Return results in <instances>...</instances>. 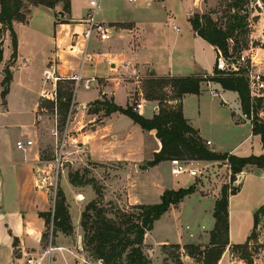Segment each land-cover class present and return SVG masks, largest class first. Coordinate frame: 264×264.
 <instances>
[{"label": "crops", "instance_id": "crops-1", "mask_svg": "<svg viewBox=\"0 0 264 264\" xmlns=\"http://www.w3.org/2000/svg\"><path fill=\"white\" fill-rule=\"evenodd\" d=\"M80 1H84L86 6L78 12L74 0H71L69 23H57L55 11L62 10L60 4L56 8L33 6L26 23L14 21L13 26L18 38L15 57L12 56L10 32L6 31L3 35V60L0 62V264H45L42 249L47 225L40 213L50 211L52 204L50 188L47 182L42 181L46 176L48 162L41 159L37 145L39 140L37 113L39 109H44L40 107L43 90L54 91L55 86L45 82L44 69L56 62L62 74L81 72L84 76L98 77V82L94 83L90 90L80 88L74 93L73 105L76 104L81 111H85V105L99 99L101 93L113 98L118 105L128 104L132 92L129 88L140 81L136 79L132 82L128 81L126 77H123L124 75L117 76V72L123 71L122 73L127 76L135 70L139 73L140 69L149 67V71L156 75H189L198 72L212 73L216 64L218 53L216 47L197 35L189 21L186 31L177 26L171 11L166 12L165 16L173 23L175 36L168 39L166 43L158 23L153 24L152 20H149L148 27L147 18L138 15V17H120L119 11L105 17L101 12V0L97 18L114 26L112 36L105 41L93 37L86 43L77 35L83 31L85 25L75 22L86 16L89 3L88 0ZM144 2L149 7L152 4ZM76 40V47L79 50L87 48L89 57H86L84 63L80 53L74 52L70 46L66 49V44L71 45ZM206 49L212 52L211 61L206 58ZM254 54L258 62L257 68L264 74V48H255ZM7 68L12 71L13 79L6 95V104L3 105L1 93L4 89V71ZM139 75L142 77L140 73ZM101 78L106 80L102 82ZM131 78L134 79V77ZM214 84L218 91H201L200 94L184 96L185 118L199 131L204 140L212 142L210 148L217 152H229L238 156H248L250 150H255L257 155L264 153L260 135L253 134L251 120L239 117V114L243 112L238 93L224 89L219 83ZM229 98L237 103L230 108L228 107ZM141 102L142 108L139 112L143 116L152 118L158 112V106L150 104V101L141 99ZM193 103H197V106L194 107ZM93 112L94 115L98 113ZM82 122L84 121H80ZM114 123H117L116 127ZM85 125L86 122L76 127V132L70 136V140L83 144L91 159L95 161L123 162L129 165L125 176L129 180L130 203H141L139 199L132 197L137 187L135 180H132L135 175L146 178L153 175L155 178L153 193L158 196H161L165 189L170 188L167 185L164 187L165 181L160 173L161 166L165 162L171 164L170 160L161 161L147 169L140 168L145 162L152 160L155 153L161 149L162 144L155 130L143 129L132 118L120 112L107 115L96 128L88 131H84ZM243 125H248L250 130L248 135L240 141L230 143V147L227 148L226 141L229 140V135L239 134ZM19 127L26 132L18 134L16 130ZM97 134H100L103 139L99 145L102 149L101 156L94 155L96 143L92 142ZM255 138L258 143L257 149L253 146ZM18 140H31L32 144L20 149L17 147ZM243 148L244 150H241ZM133 164L136 167L134 172L131 168ZM256 168V172H252L251 175H255L257 182L264 179V167L248 165L239 176L240 190L230 196L229 245L246 242L252 232L254 214L260 207L254 213L252 211L246 215L247 210L244 208L246 205L241 199L244 206L241 205L243 208L240 211L244 212L243 215L248 217L251 213L253 214H251L252 218L249 217L250 221L247 223L249 226L245 228L246 225H244L243 228L241 227L242 230L239 229L241 232H237L233 224L232 200L244 192L246 172L254 171ZM185 186L171 188L179 189ZM141 189L147 196L148 183H142ZM216 199L217 197L213 198L209 213L202 212L198 218L199 222H192L191 227L195 229L194 238L202 234V239H205L208 234L206 230L214 228L213 212ZM169 213L170 210L163 216ZM205 216L210 218L206 223L203 221ZM15 239L18 240L16 248ZM184 239H186L185 243L190 242L189 238L184 237ZM178 240L183 243L181 236ZM226 256L225 251L218 264L237 263L232 256L230 258ZM254 264H264V251L255 256Z\"/></svg>", "mask_w": 264, "mask_h": 264}, {"label": "rangeland", "instance_id": "rangeland-1", "mask_svg": "<svg viewBox=\"0 0 264 264\" xmlns=\"http://www.w3.org/2000/svg\"><path fill=\"white\" fill-rule=\"evenodd\" d=\"M229 1L230 0H155L151 4L152 6L150 5L149 7V5L147 6L143 0H136V2H128V0H102L101 12H103L105 17L111 16V13L115 11L120 12V17L137 15L140 17L142 16L147 18L148 27L150 26L149 20H152L153 24H159L158 28H160L162 37L164 36V40L167 43L168 39L175 36V33L173 31V23L165 16L166 12L171 11V16L176 19L175 24L181 27L184 31L187 30V22L194 16V14L211 15L215 20H218L220 24L225 25L228 18L227 5ZM60 5L62 6V10L58 12L55 11L57 23H69V13L63 10L62 3H60ZM74 5L76 11L78 12H81L83 7L86 6L84 1L80 0H74ZM26 6L29 7L31 4L26 3ZM102 7L104 8L102 9ZM246 8L248 9L247 25L244 32H238L232 39L229 40V50L232 55L228 58L239 56L242 53L254 55L255 48H264V0H250V3ZM242 13L244 14L245 12L242 11ZM79 21L80 20L75 23H79ZM73 43H77V40ZM69 46L70 44L68 43L66 44L67 48H65L69 49ZM234 47L236 50H234ZM205 55L206 58L211 61L212 52L209 49H206ZM120 72H117L116 75L120 77L121 75H124L123 77H126L125 79H128V81L131 82L135 80V78L133 79L125 76L126 74L122 73L123 71ZM139 73L142 77L138 80L140 81L139 83L131 85L129 88V91L132 92L126 106H133V103L137 100L141 101V99H146L143 91V84L145 79L151 77L149 67H144L142 70L140 69ZM198 73L203 74L209 72ZM168 75L170 74L157 76ZM104 79L105 78H101V81L103 82L106 80ZM59 83L62 91H66L69 87H71V83L65 80H61ZM214 83L217 82L203 81L201 83V91H218V89H216V84ZM140 92L143 94H140ZM164 93L168 95L166 96V103L172 102L174 105L177 104V101L173 100L171 97V87H165ZM250 93L254 102L259 97H261L264 101V89L250 88ZM231 96L233 97V95ZM103 98L111 102L114 101L113 98H109L105 94L101 93V97L99 99ZM122 99L124 100L123 97ZM73 100L70 109L65 111V109L60 107L64 98H61L58 101H52L46 97L40 98V107H43L44 109H39L37 113V117L39 118L37 121L39 132L37 145L39 147L41 159L48 162L46 173L49 177L47 184L50 188L51 204L52 207H54L56 193L59 189H61L66 196V203L69 205L71 217H73V219L71 218L73 230L70 234H66L61 229L55 230L51 218L50 223L46 227L45 232L47 234L43 240L42 251L44 252L45 264H102V262L98 258L92 256L85 247L83 242L84 230L81 225L82 212L85 206L90 201L98 199V194L92 183L74 185L71 183L70 176L73 175L77 179L83 178L84 181L94 178L97 184L102 188L104 197L103 201L105 203L111 201L114 205L126 210H129V206L132 204L139 203L129 202V180L125 176V171L129 166L128 164L123 162L95 161L91 159L90 154L87 153V148L82 146L83 144H79V142L75 143L70 140V136L74 135L76 132V127L81 126L84 122H86V125L83 129L84 131H88L92 128H96L98 123H101L107 117L103 109L99 110L97 114H93L95 109V104L93 103L96 100L87 103L84 107L85 111H81L78 105H73ZM146 100L150 101V104L158 106L159 109V100ZM229 104L230 105H228V107L230 108L235 106L237 103L229 98ZM193 106L196 107L197 103H193ZM243 114L240 113L239 117L247 118V116ZM260 114L264 115V107L260 109ZM252 115H254L253 111ZM80 121L84 122L80 123ZM92 124L94 125L92 126ZM116 124L117 123H114L115 127ZM66 130L69 134L66 146V159L63 161L64 164L60 167L58 171L59 173L57 174L54 159L59 150L60 140ZM240 130L241 131L236 136L233 134L229 135L230 138L226 141L228 142V145H226L227 148L230 147V143L240 141V139L245 138L250 132L248 125H243ZM16 131L18 134L26 132V130H23L21 127H19ZM102 140L103 139L100 137V134L95 136L92 142L96 143L94 146V155L101 156L102 149L99 145ZM206 141L207 140H204V143L210 147ZM253 142V146L257 149V138H255ZM98 147L99 152L97 149ZM241 150H244V148ZM250 151L251 152H248L249 154H256L255 150ZM184 159L188 160L193 168L199 169L201 174L197 177L187 175L175 176L171 173L172 165L170 163L165 162L161 166L160 173L165 181L164 187L168 186L170 188H176V186L179 187L180 185H186L185 187L194 185L195 192L185 197V199L180 203L173 204L169 209L170 213L157 220L154 224V228L147 232L143 250L151 260L152 264H206V259L204 257L206 252L205 250L211 245V231L213 229L206 230L208 234L205 239H202V234L194 238L195 229H192L191 224L192 222L198 221L202 212H210L213 198L220 197L221 190L224 185H229L231 188L236 189L241 187V180H239V176L242 172L234 174L230 169L228 159H221L210 163L206 162L209 160ZM145 165L146 162L141 165L140 168L147 169L144 167ZM131 168L134 172L136 167L133 164L131 165ZM256 170L257 168L254 169V171L246 172L247 177L243 186L244 192L232 200L233 224L235 231L237 232H241L244 225H246V228L248 225L247 223L250 221V218H252L251 214H253L254 211L262 205L264 206V179L257 182L255 175H251V173L256 172ZM232 178L235 179L233 180ZM132 180H135V186H137L133 192L134 195L131 194L132 197L139 199L141 203L144 204L160 202L161 196L153 193V184L155 181L153 175L148 178L145 176L140 177V175H135ZM144 182H147L149 187L147 196L141 189V185ZM241 199L246 205L244 207L247 210L246 215H248L247 213L253 211V213H251L248 217L244 216V212L240 211L243 208L241 207L243 204L241 203ZM208 219L210 220L208 216H205L203 221L206 223ZM257 221L258 226L255 229V233L252 237L253 239L250 240V242H248L247 239L246 242L240 243L244 244L243 248H237L236 246H233L234 244H227L221 254V257L226 251V257L230 258L232 256L233 259L237 260L236 264H250L248 259L243 258L244 255L249 253L253 260L252 264H254L255 256L259 252L264 251V208L258 212ZM240 228L241 230H239ZM178 231L179 236L182 237L183 243H180L178 240ZM253 231L254 225L252 232ZM196 232L198 234V231ZM184 237L189 238L188 240L190 242L185 243L184 241L186 239H184ZM176 244H178L180 248L175 247ZM189 244H194L195 247L190 249V247H188ZM197 249L199 251V255L191 256L190 250L195 251Z\"/></svg>", "mask_w": 264, "mask_h": 264}, {"label": "trees", "instance_id": "trees-1", "mask_svg": "<svg viewBox=\"0 0 264 264\" xmlns=\"http://www.w3.org/2000/svg\"><path fill=\"white\" fill-rule=\"evenodd\" d=\"M26 3H30L31 6L27 7ZM60 3L63 5V10L70 13L71 0H0V62L3 60V35L6 31L10 32L12 38V56L17 55L18 38L13 26L14 21L26 23L33 6L43 5L48 8H55ZM249 3L250 0H230L227 5L228 18L225 25L220 24L218 20L208 14H194L189 22L197 35L214 45L228 58L232 55L229 50V40L238 32H244L247 25L248 9L246 7ZM242 11L245 13L243 14ZM234 50H236L235 47ZM150 74L151 77L144 80V94L146 99L159 100L160 102L158 112L152 118L143 116L131 105L124 107L105 98L97 99L93 103L96 112L102 109L106 115L120 112L132 118L143 129L156 131V136L161 141L162 146L155 153L154 158L146 162L145 168L173 158L209 161L228 159L230 169L234 174L242 172L248 165L264 167V153L238 156L211 149L204 143L199 131L188 122L183 113V98L186 94H200L203 81L217 82L224 89L238 93L241 109L251 120L253 134L260 135L264 148V115L260 114V109L264 107V101L259 97L254 102L248 79L243 71L228 73L217 69L215 66L212 73L168 76H157L154 72H150ZM12 79L13 73L7 68L4 71V89L1 93L3 105L6 104V95ZM65 81L71 83V87L62 91L59 81L56 101L64 98L60 107L68 111L74 97V88L72 80ZM165 87H171V97L177 101V104L165 102L166 96H168L164 93ZM252 111L254 115H252ZM70 179L74 185L92 183L98 194V199L90 201L85 206L82 212L81 225L84 230L83 242L85 247L102 264H152L143 250L147 232L154 228L155 222L173 204L180 203L185 197L195 192L194 185L177 190L169 188L162 193L160 202L132 204L129 206V210H126L114 205L111 201L105 203L102 188L94 178L84 181L83 178L77 179L72 175ZM239 190L240 187L236 189L224 185L220 197L215 201L213 212L215 225L211 231V245L205 250L206 264H217L225 246L229 244V199ZM263 208L264 206L260 207L255 213L254 231L249 236L248 242L253 239L255 229L258 226V212ZM40 215L45 218L46 225L50 223L52 218L55 230L61 229L66 234H70L73 230L69 205L66 203V196L61 189L56 193L54 207L48 212H41ZM46 234L45 232L44 237ZM17 245L18 240L15 239V248ZM233 246L243 248L244 244H234ZM175 247L180 248L178 244ZM188 247L191 249L195 246L189 244ZM190 254L197 256L199 251L198 249L190 250ZM243 258L248 259L249 263L252 264L253 260L249 253Z\"/></svg>", "mask_w": 264, "mask_h": 264}, {"label": "built area", "instance_id": "built-area-1", "mask_svg": "<svg viewBox=\"0 0 264 264\" xmlns=\"http://www.w3.org/2000/svg\"><path fill=\"white\" fill-rule=\"evenodd\" d=\"M129 2H135L136 0H128ZM147 1L148 4L153 3L155 0H144ZM101 0H88L89 6L87 9L86 16L81 19L79 22L83 23L84 29L78 35L81 37L86 43L92 40L93 37H98L100 41L109 40L112 36V32L114 30V26L100 21L97 18L98 9ZM77 43H73L70 45V49L74 52L80 53L82 56L83 63L88 56L87 48L85 47L83 50H79L77 47ZM76 54H74L75 56ZM89 57V56H88ZM257 59L255 54H240L236 57L226 58L222 51H218L216 64L217 69L231 73V72H244L249 80L250 88H258L264 89V74L257 68ZM45 82H50L55 86L54 91L43 90L42 96L52 101L57 100V86L58 82L61 80H72L74 93L77 92L80 88L90 90L94 83L98 82V77L96 76H84L81 72H77L74 74H62L59 71L58 65L56 62H53L48 68L43 71ZM128 77H134L136 80L140 79L139 73L135 70L132 74H127ZM140 94H143L140 92ZM133 107L135 110H140L142 108V102L137 100L133 103ZM69 137L68 131L66 130L62 139L60 140L59 150L54 159V163L57 168V174L59 173L60 167L63 166L66 155V146H67V138ZM206 143L211 145V141L207 140ZM32 144L31 140H18L17 147L23 149L26 145ZM78 146V145H77ZM172 168L171 172L174 175H188L192 177L200 176L201 171L199 169H195L191 166L190 162L185 159L173 158L170 160ZM46 173V172H45ZM48 175L42 179L43 183H48Z\"/></svg>", "mask_w": 264, "mask_h": 264}, {"label": "water", "instance_id": "water-1", "mask_svg": "<svg viewBox=\"0 0 264 264\" xmlns=\"http://www.w3.org/2000/svg\"><path fill=\"white\" fill-rule=\"evenodd\" d=\"M241 176V175H240Z\"/></svg>", "mask_w": 264, "mask_h": 264}]
</instances>
